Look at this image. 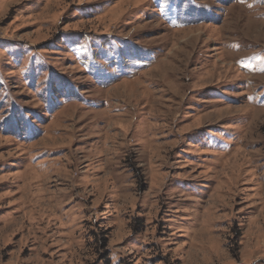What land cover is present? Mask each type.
Listing matches in <instances>:
<instances>
[{"label":"rangeland","instance_id":"1","mask_svg":"<svg viewBox=\"0 0 264 264\" xmlns=\"http://www.w3.org/2000/svg\"><path fill=\"white\" fill-rule=\"evenodd\" d=\"M0 264H264V0H0Z\"/></svg>","mask_w":264,"mask_h":264}]
</instances>
